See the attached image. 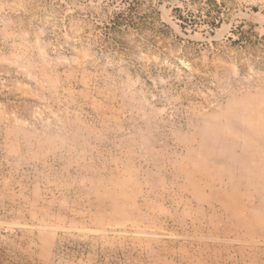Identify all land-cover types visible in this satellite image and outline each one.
<instances>
[{"label": "rangeland", "instance_id": "rangeland-1", "mask_svg": "<svg viewBox=\"0 0 264 264\" xmlns=\"http://www.w3.org/2000/svg\"><path fill=\"white\" fill-rule=\"evenodd\" d=\"M0 264H264V0H0Z\"/></svg>", "mask_w": 264, "mask_h": 264}]
</instances>
